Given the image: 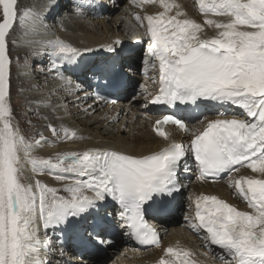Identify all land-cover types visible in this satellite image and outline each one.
Wrapping results in <instances>:
<instances>
[{
    "label": "snow or ice",
    "instance_id": "snow-or-ice-1",
    "mask_svg": "<svg viewBox=\"0 0 264 264\" xmlns=\"http://www.w3.org/2000/svg\"><path fill=\"white\" fill-rule=\"evenodd\" d=\"M155 2L132 0L137 8ZM18 3L0 0V264H46L44 251L50 244L47 231L41 238L40 222L45 230L66 225L71 218L99 210L109 198L119 205L120 227L127 234L159 247L160 237L145 216L170 210L183 187L181 170L191 171L188 156L196 162L199 180L227 174L234 195L253 210L241 211L215 195L202 194L189 205H194L192 216L186 217L192 230L207 247L220 250L221 264H264V0H196L204 24L186 18L174 0H159L164 11L156 15L134 13L141 26L146 21L145 72L150 67L159 74L158 94L144 106L204 104L217 116L232 118L203 116L197 121L202 129H193L184 120L165 115L155 122L159 136L170 140L163 130L170 123L192 138L187 146L170 142L149 155L89 148L47 158L35 154L45 142L43 135L29 139L22 134L11 105L13 36L18 28L24 35L34 34L41 20L34 9L21 13ZM95 8L94 0H74L77 14ZM174 8L176 14L170 15ZM205 25L216 30L214 37L202 38ZM30 43L50 49L45 53L48 71H56L71 89L72 81L61 70L78 64L82 50L60 38ZM107 66L106 61L96 72L103 73ZM75 90L82 89L76 85ZM144 93L152 95L146 88ZM47 106L54 107L51 102ZM48 127L58 141L84 139L74 129ZM29 166L31 176L26 175ZM244 166L259 176L233 179L232 173ZM42 175L53 176L63 186L52 187L36 178ZM194 256L190 250L168 247L158 264H198Z\"/></svg>",
    "mask_w": 264,
    "mask_h": 264
},
{
    "label": "bare ground",
    "instance_id": "bare-ground-1",
    "mask_svg": "<svg viewBox=\"0 0 264 264\" xmlns=\"http://www.w3.org/2000/svg\"><path fill=\"white\" fill-rule=\"evenodd\" d=\"M183 1H185L184 5ZM195 1L196 0L193 2H191V0H181L179 2V0H174L175 3L181 6V11L185 12L186 14L188 12H194V14L198 16V23L204 24V15L201 14L199 8L193 7V5L196 4ZM53 2L54 0H48L46 3H43V0H34L33 3L43 6V9L38 8L36 10L34 9L35 7H32L31 9H34L40 14L41 20L38 22V25L41 27L43 25L44 28L46 27V29L42 28L39 30V32L36 30L35 34H31L32 36L29 35V37L32 38V41H29H47L60 38L67 43H70L72 46L82 50V56L80 57L78 64L65 66L61 70L62 73L69 74L68 79L72 81V88H66L64 81L61 79L58 81L54 80L55 82L53 81L52 85L50 86L48 84L42 86L40 85V81L27 80L23 82L21 88L24 91H30L35 88H46V92L28 95L26 100L31 103L34 102L37 109L39 107L43 108L44 114L49 120V125L52 124L53 126L54 123H58L56 128L64 126L74 129L77 131L78 135L84 137V139L58 141L49 130L48 125L47 133L48 131L50 132L49 138L44 142L42 147L36 150L35 154L47 158L54 157L58 153L68 151L82 152L89 148H111L134 156H144L161 150L170 142L183 143L187 146L190 142V139L192 138L191 134L186 133L177 127L171 125H166L164 127L163 130L170 135L169 141H166L163 137L157 134L155 122L157 120L163 119L164 115L157 113L152 104L148 103L147 107H145V104H143L141 109L144 112L138 114L133 111L132 108H130V105H133L135 102V99H132V96L130 95V91L135 85L134 81L132 80L134 78L133 65L135 61L139 60L141 62L142 71L145 75L144 79H147L149 85L151 86V90H153V96L158 94L160 87L158 83V71L149 67L148 71L145 72L146 65L144 61L149 44L146 34V21L144 22V26H141L140 23L135 20V16L133 17L126 11L118 14L121 0H105L102 3L101 11H97L95 13L87 11L83 14L86 19L88 16L91 17V20H94L97 17L103 18L106 16L104 19L105 22L111 21V24L113 25L108 27L107 36L105 38H101L98 34H96L95 21L89 20L88 22H85L82 20L83 17L80 16H74V19L70 18L69 20L63 21L64 24L62 22H58L62 24H53L55 25L54 29L55 27L61 28L60 31L54 32L53 30L50 31L51 28L49 29L45 24H41L44 21L43 19L47 16L46 12L51 9L50 8L47 10V8ZM169 2H172V0H169ZM130 4L132 5V9H130L131 12L141 14L142 7L137 8L135 5H133L132 0L130 1ZM23 5L24 3L22 4V7ZM196 6L198 7V5ZM24 10L25 9H19L21 13ZM69 10L71 11V8L67 7L68 12ZM147 10L148 13H145L142 16L156 15L164 11V8L159 4V0H156L155 3H149L147 5ZM67 11L65 14L66 16ZM176 11L177 9L174 8L170 15H175ZM56 14H58V11ZM183 18L185 17L182 16L181 19ZM210 18L223 19L221 17ZM51 33H54L55 35H52ZM201 35L202 38L214 37L216 35V30L205 25L204 32ZM18 36L20 38L28 37L23 33L18 34ZM117 41H128V43L119 44ZM146 42H148L147 45ZM19 43L23 42H18V44ZM112 43H116V45L119 44L115 48V53H110L108 51V48L112 47V45H110ZM30 44L33 46V48H36V52L42 51L43 53L41 54V57L45 62L48 61L49 63V57L45 55V53L50 51V49L38 43ZM103 44H108L107 48L103 46L97 47ZM144 45L147 46L146 52L143 54L144 56H141L139 49H141ZM90 48L91 51H83ZM18 51L19 52L16 55L17 57L22 55L20 52L23 50ZM33 57L35 59V54H33ZM15 59L17 63L18 58ZM106 61L108 62L106 70L103 73L96 72L97 67L104 65ZM16 63L14 66H16L18 63H21V61L17 64ZM113 71L117 72V74L123 78V82L127 84V87L124 89V91L118 95L121 98V101L118 102V104H110L106 100H101L99 98L100 96L94 91L95 85L100 76L103 75V77L106 78V75ZM51 72L57 73L56 71ZM153 77L156 78V82H154ZM76 85H80L82 92L80 90H75ZM142 92L144 93V91ZM151 99L152 97L146 98L145 103ZM48 102H51L54 107L49 108L47 106ZM200 107L204 109V115L207 116L208 119L232 118L231 115L227 117L217 116L214 111H210L209 108L204 104H202ZM42 108H39V110H42ZM37 109H35V111ZM189 119L190 122L188 121L187 124L190 128L202 129L203 126L198 122L193 123L197 119ZM91 127H95L97 132H92L93 130L90 129ZM115 128H117L118 133H125L129 138L124 139L123 137L119 136L117 139L114 138L115 140L112 141H105L102 139L103 137L101 135L104 132L112 129L114 130ZM41 134L46 136L45 132H41ZM41 134L39 133V138ZM186 160L187 166L191 169V171L185 172L181 170L180 172V179L183 185L182 188L184 190H186L188 186L190 187L189 179H191L193 176L197 178L199 175L197 167L193 164L192 157L188 156L186 157ZM246 169L249 168L246 166L242 167L238 174L242 173ZM183 174H185V176ZM238 174L233 175L232 178L236 179ZM246 176L258 177L259 174L254 173L251 169H249V172L246 174ZM36 178L46 180L44 175L38 176ZM50 178L56 183L54 187L61 188L63 186L62 183L56 181L53 176ZM88 194L91 195L90 192ZM202 194L215 195L236 206L238 210L248 212L253 211L245 202L241 200L239 196L234 195L233 188L230 187L229 183H225V181H201L197 178V185H192L189 199H185V196H183L184 193H182V195L180 193V196H175L170 205L171 210L174 207L173 213H170L169 215L156 214V216L159 217L154 222V224L156 225V229L159 231L161 240L160 246L157 248L142 251L133 250L127 245L128 239L126 238V235L128 234L123 227H120L122 222L119 216L118 204L114 201H111L110 198L103 202L102 205L98 206L99 210L91 209L88 213L79 218H71L66 225L49 228L45 231H47V236L58 233L54 241H50L49 238V242H52L54 245L53 249L58 248V250L62 251V258L67 259L69 258L67 253H73L74 258L70 260V264H94L103 258L113 259L110 264H158L161 258H165L166 249L168 247H173L179 250H190L195 254L194 259L198 261V264H204L205 262H209V264H221L220 260L217 259L214 254L215 252L218 253V257L220 255V250L215 246L212 248L207 247L200 235L192 230L189 225V220L186 221L188 224H184L182 227L184 229H170L171 238H169L167 241H163L162 239L166 233L169 232V226L174 221L178 220L176 215L183 209L184 205L189 206L197 196ZM190 211L193 214L194 205L192 208H190ZM187 215L189 214L187 213ZM101 217L106 218V220L103 221ZM150 221L152 222V220ZM57 230L59 232H56ZM107 234V238L103 239V237ZM110 235L114 236L118 240L117 244L112 247H108L106 244L108 239L111 237ZM176 236L178 239H183L184 237V243L180 242L179 240L171 241ZM188 237H190V239ZM41 238H44V235ZM100 240H104L106 242L100 243ZM189 240L191 241L190 244ZM103 249L107 251L106 253L104 252L102 257L98 255V252H103ZM45 251H47V249ZM81 255L84 257L81 258ZM45 261L46 264L54 262L53 259L48 256H46Z\"/></svg>",
    "mask_w": 264,
    "mask_h": 264
},
{
    "label": "rangeland",
    "instance_id": "rangeland-1",
    "mask_svg": "<svg viewBox=\"0 0 264 264\" xmlns=\"http://www.w3.org/2000/svg\"><path fill=\"white\" fill-rule=\"evenodd\" d=\"M47 1L48 0H43V3H46ZM103 1H105V0H94V3L96 4V8H95V10H93L91 12L95 13L97 11H101ZM130 1L131 0H121V2L119 4L120 10L118 11V14L126 11L128 14H131L134 17V13L131 12V10H130V9H132V5L130 4ZM180 1L181 0H179V2ZM193 1L194 0H191V2H193ZM33 2H34V0H31V1L23 0V2H22V0H19L18 8L19 9H31L32 7H35L34 9H36V10L38 8L43 9V6H39V4L33 3ZM23 3H24V5L22 7ZM30 3H32V4H30ZM184 3H185V1H183V5H184ZM195 3H196V1H195ZM148 4L149 3L145 4L141 8V10H142V12L140 11L141 15L148 13V10H147ZM196 5H197V3L195 5H193V7L198 8ZM67 7H70L71 11L69 10V12H68ZM73 9H74V0H54V2L51 5H49V7L47 8V10H49V11L46 12L47 16H46V18L43 19L44 21L41 24H45L49 29L51 28L50 31L53 30L54 32H57V31H60L61 28L55 27V29H54L55 25H53V24H57L58 22L63 23V21L69 20L70 18L74 19V16H76V17L80 16V17H83L82 20L85 22H88L89 20L96 22L95 23L96 24L95 25V32L101 38H105L107 36L108 27H111L113 24H111V21L105 22L104 19L106 16L103 18L97 17L94 20L93 19L91 20V17L88 16L86 19L84 15H80V14L78 15L77 13L74 12ZM57 11H58V14H56ZM66 11H67V16L65 15ZM87 11L88 10H86L85 12H87ZM48 15H49V17H48ZM65 16H66V18L64 19ZM113 16H116V15H113ZM186 18H190V19H193L196 22H198V16H196L194 14V12H188ZM62 23H58V24H62ZM42 28H44L43 25L41 27L37 24V28H36L37 32H39V30H41ZM44 29H46V27ZM20 33H23V31L18 28L16 31V34L13 36V39L16 41V43H15V45H10V55L12 58V65L10 68V84H11L10 85V98H11V105L14 109L15 123L18 125L22 134H24L27 138H30V139H32V138L40 139L38 136L39 133L41 134V132H45L46 136H43V137L45 138V141H46V140H48L49 133H50L49 131L47 133V129H48L47 126L49 125V122H48L49 120L45 116L44 110L42 107H39V108H42V110H39V108L38 109L36 108V104L34 102L31 103L28 100H26L28 95H35V94H39L42 92H46V88L45 89L44 88L43 89L35 88V89L30 90V91H24V90H22L21 85L23 84V82H25L27 80H30V81L35 80V81H40L41 82L40 85H42V86L47 85V84L50 86V85H52V82L54 80L58 81L60 78L57 75V73L48 71V69L50 68V61L48 63V61L45 62L43 60V58L41 57V54L43 52L42 51L36 52V50H35L36 48H33V46L30 44V41H32L31 40L32 38H30L29 35H31V34H28L27 35L28 37H21L20 38L18 36V34H20ZM51 34L55 35L54 33H51ZM18 42H23V43L18 44ZM124 43H128V41L120 42L119 44H124ZM147 43L148 42H146V45H147ZM119 44L116 45V43H112L110 45H112V47L116 48ZM146 45H144L141 49H139V53L141 56H144L143 54L146 52V47H147ZM102 46L107 48L108 44L99 45L97 47H102ZM91 48H95V47H91ZM18 50H23L20 52L22 55H20L19 57L16 56L17 53L19 52ZM33 54H35V59L33 57ZM15 58H18L17 63L20 61H21V63L17 64ZM15 63L17 64L16 66H14ZM133 68H134V78L133 79L131 78V79L134 81L135 85H134L133 89L130 91V95L132 96V99H135V102L133 105H130V108H132V110L138 114V113L144 112L141 109V106H143V104H145L146 98L153 97V90H151V86L149 85L147 79H144L145 75L142 71V65H141V62L139 60L135 61ZM62 74L64 75V77L69 78V74H67V73H62ZM145 88L148 90V92H150L152 94L151 96L146 95L145 93L142 92V91H144ZM35 109H37V110L35 111ZM197 121L198 120H196L193 123H196ZM50 125H52V124H50ZM57 125H58V123L53 124L54 127H56ZM90 129L93 130L92 132H97L96 131L97 129L95 127H91ZM103 134L101 136L103 137L102 139L105 141L106 140L107 141L108 140H110V141L115 140L119 136L123 137L124 139L129 138L127 136V134H125V133H122V132L118 133L117 128H115L114 130L112 129V130L106 131ZM44 151H46V150H44ZM47 152H49V151H47ZM248 172H249V169H246L240 174L237 173L238 175H237L236 179H238L241 176H246V174ZM26 175H28V176L31 175L30 168H29V171L26 172ZM183 175L185 176V174H183ZM44 176L46 178V180L43 179V181L45 183H47L49 186H52V187H54L56 185V183L50 178L51 177L50 175H44ZM189 181H190V184H189L190 187L188 186L186 190L181 188V191H180L181 195H182V193H184L183 196H185V199L186 198L189 199L190 190H191L192 185H197V178L195 176H193L191 179H189ZM225 183H229V180L228 179L225 180ZM180 193H179V196H180ZM173 211H174V207L170 213H173ZM187 213L189 215H187ZM176 216H177L179 221L178 220L174 221L169 226V232L166 233V235L162 238L163 241L164 240L167 241L169 238H171L170 229H172V228L184 229V228H182L184 226V224H188L186 222L188 220V219H186V217L190 218L192 216V213L190 211V207L187 205H184L183 209L181 211H179ZM102 220L105 221L106 218H102ZM44 232H45V229L43 228V224L41 221L40 222V235H41V237L43 235H45ZM56 232H59V231L57 230ZM190 233L192 234L191 231H190ZM57 234L56 233L50 234L48 236V238H50V241L53 242L54 239L57 237L56 236ZM188 238L190 239V237H188ZM103 239H105V237H103ZM174 240H179L180 242L184 243V237H183V239L182 238L178 239L176 236L171 241H174ZM52 242L51 243L49 242L50 246H49V248H47V251H45V253H44V259H46V256L51 257L54 262H50L49 264H68V263L70 264V260L74 258L73 253L72 252L67 253L69 256V258H67V259L62 258V254H61L62 251L58 250V248L53 249L54 245L52 244ZM91 242H92V240H91ZM190 242L191 241L189 240V244H190ZM75 245H78V244H75ZM106 251L107 250H104L105 253H106ZM104 252H98V255L102 256L104 254ZM212 253H214V252H212ZM214 254L217 258L218 253L215 252ZM80 257L83 258L84 256L81 255ZM112 260L113 259H111V258H103L102 260H98L94 264H110V262ZM204 264H209V262H205Z\"/></svg>",
    "mask_w": 264,
    "mask_h": 264
}]
</instances>
